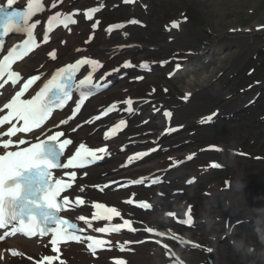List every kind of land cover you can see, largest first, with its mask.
Instances as JSON below:
<instances>
[{
    "label": "snow or ice",
    "instance_id": "1",
    "mask_svg": "<svg viewBox=\"0 0 264 264\" xmlns=\"http://www.w3.org/2000/svg\"><path fill=\"white\" fill-rule=\"evenodd\" d=\"M17 0H6L8 9H13V5ZM53 3V7H55ZM41 9V5L38 0H29L27 4V10H6L4 7H0V33H9L12 29H16L18 32H26L28 40L25 41V47L22 51L17 52L13 49L9 52L8 56L3 62H0V78L7 74L8 78L15 83L20 77L16 72L11 71L12 63L20 59L27 51H30L32 46L33 29L36 28L37 23H30L32 16L36 11ZM92 11L86 13L89 19L92 18ZM17 20L20 24H17ZM54 21L60 24H64L65 27L69 23L75 24L77 21L70 15H64L61 18V14L58 12ZM99 23V21H97ZM136 23V21H131ZM51 26V22L49 27ZM95 27V24L93 25ZM114 27H120L116 25ZM173 28L178 27L176 23L172 24ZM45 36V40H47ZM49 55L55 59V51L50 52ZM83 65H90L92 72L79 81L77 85H74V78L79 69ZM95 60L84 59L77 60L75 64H70L66 68H61L57 71L56 75L52 77L44 86L37 92L31 99H21L27 88L35 83L38 76L31 77L24 85V87L15 93L10 102L4 104V108L8 109V115L0 119V124L15 120L22 122V127H11L7 132L8 136H14L17 132H31L33 129L41 128V125L50 115L53 107L57 106L52 101V93L55 91L59 95L56 96V101L63 103L64 100L70 98L72 87L83 88L85 85L91 87H97L98 85L92 84V74L101 67ZM131 66L129 63H125L124 67ZM7 83V81H4ZM3 84H0V88ZM125 103L131 105V100ZM129 111L132 108L129 107ZM165 116L171 115L169 112L164 113ZM215 115V114H213ZM212 120V116L202 120L201 123H206ZM123 124V121H121ZM119 127V126H117ZM116 129H113L108 135H114ZM63 135L61 132L47 135L46 139L36 137L35 143H32L29 147L18 151H7L0 154V229H7L11 226V233H22L26 236H48L51 234L50 243L52 245V251L58 252L57 245L61 241L72 240L78 243H83L84 240L89 241L88 248L94 250L93 246H102L105 241L96 240L91 235L81 237L76 233L84 232V228L77 227L75 223H72L69 219L63 218L59 215L63 211L62 204L57 202V197L67 188H71V184H65L61 179L53 176V170L67 169L69 167H84L87 164H91L93 161H98L101 156L99 153H106V148L100 147L96 150H91L85 147L84 144H80L76 150L75 155L67 158L66 163L61 162V157L65 155V149L72 143L70 139L60 140ZM23 139L19 140V144H24ZM11 141L0 144V148L9 149ZM191 158V157H189ZM217 166V165H213ZM75 176V173H72ZM140 181H135L139 183ZM75 191V190H73ZM83 192L84 189L80 188ZM73 193L63 197V204H68V197ZM83 199L77 198L76 205H82ZM128 203H132L131 200ZM93 207L98 210H102V213H94V217L98 219L111 220L113 216L119 217L120 211L116 207H106L103 203H94ZM141 207L148 208V204H142ZM79 219L87 220L84 215H80ZM185 223H191V221H184ZM132 223L128 219L123 220L122 225H117L111 229L98 228L96 231H116L118 232L121 227H127L128 231H147L154 232L156 235H161L153 227L145 225L143 229L133 228ZM135 223H143L142 221H135ZM9 233H5L8 235ZM4 237L0 236V239ZM175 238V237H173ZM160 243V241H156ZM126 243H128L126 241ZM133 243H143V241H134ZM187 243V241H182ZM211 251V249H209ZM13 256L21 255L12 251ZM56 257L50 255L42 256L40 264H52ZM61 264L63 262L61 261Z\"/></svg>",
    "mask_w": 264,
    "mask_h": 264
},
{
    "label": "bare ground",
    "instance_id": "2",
    "mask_svg": "<svg viewBox=\"0 0 264 264\" xmlns=\"http://www.w3.org/2000/svg\"><path fill=\"white\" fill-rule=\"evenodd\" d=\"M104 46L98 44L97 47H93L92 50H89L90 52L92 53H101L102 50H103ZM63 53L66 54V56H68L67 54H70L69 52V47L67 46V48L63 49ZM36 58L35 61H32L34 63L35 66H30V67H34V68H38L39 65L42 64V62L44 61V59L41 58V56H38V57H34ZM31 60V59H30ZM29 60V61H30ZM29 64L27 63L26 66H28ZM42 72V71H41ZM126 85V82L122 83V90L123 89H129L130 86H125ZM134 91L132 88L129 89V92H132ZM101 102H105V100L103 98H100L99 99V102H98V106L101 104ZM78 135H80V138H82L83 136H85L87 134V129H82L80 132H77ZM91 139H94V137L92 136ZM111 164H115L117 163V159H114L113 161L110 162ZM21 246L24 250L28 249L30 251H35V247L32 243H21ZM7 262L5 261L4 264H6ZM16 264V263H15Z\"/></svg>",
    "mask_w": 264,
    "mask_h": 264
},
{
    "label": "clouds",
    "instance_id": "3",
    "mask_svg": "<svg viewBox=\"0 0 264 264\" xmlns=\"http://www.w3.org/2000/svg\"><path fill=\"white\" fill-rule=\"evenodd\" d=\"M233 243H234V246L237 247V250H243V248L245 247L243 240L238 241V242H233Z\"/></svg>",
    "mask_w": 264,
    "mask_h": 264
}]
</instances>
